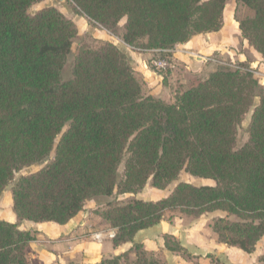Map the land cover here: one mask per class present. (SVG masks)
<instances>
[{"label": "trees", "instance_id": "trees-1", "mask_svg": "<svg viewBox=\"0 0 264 264\" xmlns=\"http://www.w3.org/2000/svg\"><path fill=\"white\" fill-rule=\"evenodd\" d=\"M41 1L0 0V195L16 173L47 161L54 149L46 165L12 185L18 221L65 225L95 198L136 194L148 183L165 190L185 172L213 184L180 181L162 199L116 198L93 210L115 230L114 246L132 244L100 264H167L135 237L175 210L193 218L223 213L210 224L218 243L252 254L264 236V85L245 63L219 65L166 103L143 94L130 58L108 41L79 49L63 80L77 31L55 7L30 16ZM68 1L111 34L123 22L122 43L151 52L156 71L152 59L220 31L228 0ZM237 1L253 12L238 21L241 37L264 61V0ZM248 113L247 140L238 146ZM170 237L165 248L182 251ZM35 239L0 219V264H29L25 250Z\"/></svg>", "mask_w": 264, "mask_h": 264}, {"label": "crops", "instance_id": "crops-1", "mask_svg": "<svg viewBox=\"0 0 264 264\" xmlns=\"http://www.w3.org/2000/svg\"><path fill=\"white\" fill-rule=\"evenodd\" d=\"M228 5L229 1H227L224 9L223 25L220 31L194 36L188 42L178 45L172 50L171 56L175 65V71L173 70L165 76L163 75L164 77L149 66V61L152 58L151 53L138 51L124 44L125 48L120 47L130 58L134 74L142 85L144 95L160 98L166 103H171L173 99L170 91L171 84L175 85L178 80H180V84H186L183 78L192 69H201L203 67L202 63H206L205 61L209 60L212 63L210 62L206 68L207 72H200L198 76L202 77V79L206 78L216 70L213 54L216 52L224 53L225 51L230 56L233 54L230 48L232 47L234 38L226 37L228 35L226 27L229 26L228 24L231 21L232 23L234 22L231 18L228 20L226 17ZM244 8L248 9L245 6ZM248 10L251 12L250 17H252L253 12L250 9ZM235 26L236 35L241 36L238 24L236 25L235 23ZM104 33L109 35L106 31ZM191 54H195L201 58L196 60ZM242 56H240L239 60L241 62L245 60ZM155 191V193H160L155 200L162 199L171 192L163 194V190L155 189ZM93 210L91 212L83 210L65 225H58L52 222H20L13 213V210L8 218L1 215L0 219L9 223H16L21 231L32 232L35 235L36 239L30 242L25 250L26 259L29 264H100L105 259L119 256L129 251L132 247L131 243L119 246L113 245L112 239L108 238L107 234L111 231L115 233V230L110 228L99 216L95 215ZM97 233H101V239L93 237ZM165 234L174 237L181 243L183 248L188 250L192 257L191 260L187 261L188 264H210L208 255L215 252L214 250L220 246H224L214 239H207L205 242H194L185 238L183 241L179 237L177 229L173 227L171 229L170 227L166 228L164 225L160 226V230L156 228L154 230L149 229L139 232L135 237V241L140 242L144 250L161 254L169 264L186 263L175 252L172 253L165 248L163 238Z\"/></svg>", "mask_w": 264, "mask_h": 264}, {"label": "rangeland", "instance_id": "rangeland-1", "mask_svg": "<svg viewBox=\"0 0 264 264\" xmlns=\"http://www.w3.org/2000/svg\"><path fill=\"white\" fill-rule=\"evenodd\" d=\"M228 1H229V5L227 7L226 17L228 20L231 18V20H233L234 22L232 23V21L230 20L231 22L230 24H228L229 26L226 27V29L228 30V35L226 37L234 38L233 44L231 45L232 47L230 48V50L233 51L232 52L233 54L230 56L227 51H225L224 53L216 52L215 54H213L212 56H214L213 59L216 64L215 66L217 68L219 65H223L226 67H230L231 69H235V67H238L239 63H245L247 67L252 71L254 77L259 81V84L264 85L263 59L260 57V55L257 52L254 51V49L248 44V42L244 38H242L241 36H237L235 32L236 31L235 23L237 25L238 21L249 18L251 12L248 9L244 8V6L241 5V3H239L237 0H228ZM45 7L57 8L66 18H68L74 23L77 31L76 37L73 41L71 52L67 56L62 70L63 80H67L71 77L72 64L75 57L77 56L79 49L81 48L96 49L101 43H103L106 40L115 44L119 49L120 47L125 48L123 43H121L122 41L121 40L119 41L122 33V23H120V25L113 34L108 32L109 35H107L104 33L105 32L104 30L96 27L95 25H92L85 16L75 11L73 5L68 0H43L41 2L33 4L28 9V14L30 16H33L34 14L38 13ZM240 54L243 55L242 57L245 58L243 62L239 61L241 56ZM196 60L199 59L197 58ZM205 62L206 63H202L203 67L201 69L200 68H195L194 70L192 69V71H190L189 74H187L183 78V81H185L186 84L184 85L180 84V80H178L175 85L171 84L170 91L173 96L172 102L174 101V96L176 92H181L190 87L196 86L199 82L205 79V78L202 79V77L201 78L198 77L200 72H205V73L207 72L206 68L208 67L211 61L208 60ZM170 72L168 71L163 73L168 74ZM163 73L160 75L165 76L166 74ZM250 118H251V113H248L243 117L241 123L238 126V136H237L238 146L242 145L247 140L246 129L250 122ZM59 138L60 136H58V138L56 139V144ZM53 156H54V149L52 150L51 155L47 161H44L42 163H37L30 167L24 168L15 174L14 180L8 185L5 191L0 195V216L2 215L5 218H8L11 215L12 212L11 188L12 185L15 183V181H17L20 177L27 176L39 171L44 165L47 164V162H49L50 159L53 158ZM118 173L120 177H123L124 162L119 166ZM180 181H185L195 186H199L203 184H211V185L213 184L209 180L195 179L190 175H188L187 173L182 172L177 181L172 182L165 190H163L164 191L163 194L169 193L174 188V186ZM155 192H156L155 189H153L148 183L143 189H141L136 194H127V195L118 196L116 193H114V195L111 197L95 198L92 201L86 203L84 207V211L91 212V210H93L94 208H98L107 201L109 200L111 201L116 198L119 200L137 198L141 200L154 201L155 199H157L158 197L157 195L160 194ZM223 215L224 214L221 212H213L209 214H204L198 218H193L191 216L186 215L184 212L180 210L168 211L165 213V217L163 221L158 226L151 228V230L152 229L154 230L156 228L160 230V226L164 225V227L166 228L170 227L171 229L173 227L177 229L180 235L179 237L182 238L183 241L185 238H187L194 242L196 241L205 242V240L207 239H214L216 242H218L216 235L210 229V224L214 219L218 217H222ZM165 235L170 236L168 234ZM165 235L163 236V238L165 237ZM173 238H171L170 241L176 240L175 238L174 239ZM179 244L181 246L180 242ZM214 251L215 252L208 255V258H210V264H264L260 262V258L264 255V236L258 242L252 254H246L235 247H228L226 245L220 246L218 249ZM176 255L180 257L182 260H184V262H186L183 264H188L187 261L191 260L192 258L188 250L183 247H182V251L177 252ZM167 264L169 263L167 262Z\"/></svg>", "mask_w": 264, "mask_h": 264}, {"label": "built area", "instance_id": "built-area-1", "mask_svg": "<svg viewBox=\"0 0 264 264\" xmlns=\"http://www.w3.org/2000/svg\"><path fill=\"white\" fill-rule=\"evenodd\" d=\"M151 53V52H149ZM165 55L163 57L154 58L152 59L151 63L152 66L156 71H164L167 72L169 70H173L175 65L171 56L172 51L164 52ZM152 54V53H151ZM194 58L200 59V56H197L195 54H191ZM115 233L113 231L108 232L107 237L112 239L114 237ZM93 237L95 239H101V233L94 234Z\"/></svg>", "mask_w": 264, "mask_h": 264}]
</instances>
